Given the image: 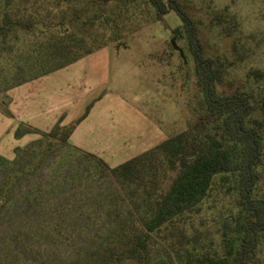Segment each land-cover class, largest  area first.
I'll list each match as a JSON object with an SVG mask.
<instances>
[{
  "label": "rangeland",
  "instance_id": "374dc122",
  "mask_svg": "<svg viewBox=\"0 0 264 264\" xmlns=\"http://www.w3.org/2000/svg\"><path fill=\"white\" fill-rule=\"evenodd\" d=\"M180 1L220 72L219 91L239 88L264 100V0ZM177 28L182 23L173 10L149 19L120 42L33 84L30 109L22 102L13 109L15 87L7 90L43 71L32 54L35 39L0 44V264H106L103 251L137 226L120 183L97 160L117 167L192 119L201 95ZM59 112L75 125L66 143L45 134ZM18 130L25 134L17 137ZM262 136L264 146V130ZM258 173L254 195L264 199V162ZM150 264L176 263L162 252ZM256 264H264V234Z\"/></svg>",
  "mask_w": 264,
  "mask_h": 264
},
{
  "label": "trees",
  "instance_id": "16d2710c",
  "mask_svg": "<svg viewBox=\"0 0 264 264\" xmlns=\"http://www.w3.org/2000/svg\"><path fill=\"white\" fill-rule=\"evenodd\" d=\"M171 10L182 23L173 34H185L201 96L185 127L157 146L114 168L96 159L120 183L137 221L101 261L150 264L164 252L176 264H256L264 234V199L254 195L264 162V100L256 102L239 88L219 91L220 72L180 0H0V44L33 37L32 54L45 64L7 92L120 42ZM174 38L169 45L175 50ZM62 120L45 134L66 143L75 125Z\"/></svg>",
  "mask_w": 264,
  "mask_h": 264
},
{
  "label": "crops",
  "instance_id": "0c3cea01",
  "mask_svg": "<svg viewBox=\"0 0 264 264\" xmlns=\"http://www.w3.org/2000/svg\"><path fill=\"white\" fill-rule=\"evenodd\" d=\"M83 59L84 58H82L81 60H83ZM81 60H79L77 62H80ZM77 62H75V63H77ZM60 70H62V69H60ZM57 71H59V70H57ZM57 71L52 72V73L55 74V73H57ZM52 73H50V74H52ZM50 74L42 76L38 80L31 81V82H28L26 84L19 85V86L15 87L14 89H12V91L10 92V94H11L10 95L11 96V104H10L11 107L14 109V105L17 104V102H20V103L22 102V106L23 105L28 106V109H30L28 103H29L30 92L33 89V88H31V86H33V84H35L39 80L48 77V75H50ZM61 117H63L62 125L67 126L69 124L68 123V121H69L68 114L67 113L61 114V112H59L58 115L55 116V118H53V120L51 121V126L50 127L53 128V125H55L59 121V119ZM47 129H50V128H47Z\"/></svg>",
  "mask_w": 264,
  "mask_h": 264
}]
</instances>
